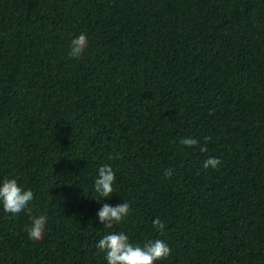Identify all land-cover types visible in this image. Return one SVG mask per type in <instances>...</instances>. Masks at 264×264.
Here are the masks:
<instances>
[{
    "label": "trees",
    "instance_id": "trees-1",
    "mask_svg": "<svg viewBox=\"0 0 264 264\" xmlns=\"http://www.w3.org/2000/svg\"><path fill=\"white\" fill-rule=\"evenodd\" d=\"M207 136L206 152L180 142ZM12 177L34 199L0 204V264H107L98 241L120 231L167 243L155 264H264V0H0V182ZM126 201L106 228L102 205Z\"/></svg>",
    "mask_w": 264,
    "mask_h": 264
},
{
    "label": "clouds",
    "instance_id": "clouds-1",
    "mask_svg": "<svg viewBox=\"0 0 264 264\" xmlns=\"http://www.w3.org/2000/svg\"><path fill=\"white\" fill-rule=\"evenodd\" d=\"M88 46V37L81 34L74 38L71 42L69 55L72 58H80ZM211 140L210 136L204 138V144L196 138L182 139L180 142L189 147L200 146L201 152H206L207 142ZM221 161L216 157H209L204 161L205 169L218 168ZM165 175L171 177L172 169L165 170ZM116 180V175L113 168L109 165L101 166L98 170V178L94 183L95 192L101 197H110L115 191L113 184ZM116 192V191H115ZM34 199V193L31 189L23 188L17 178H5L0 182V204L7 213L18 214L24 211L29 202ZM99 201V200H98ZM28 213L31 215V209L28 208ZM131 211L130 202H124L115 206L104 203L97 213L99 221L106 227L111 228L113 223H119ZM47 216H36L32 218L31 225L26 229L29 239L40 241L44 237L45 227L47 224ZM153 227L163 230L164 222L156 217L152 221ZM99 251L105 253L107 264H155L158 260L167 258L171 253V248L161 239L149 240L141 246L140 244L130 241V238L125 232H112L104 235L97 244Z\"/></svg>",
    "mask_w": 264,
    "mask_h": 264
}]
</instances>
